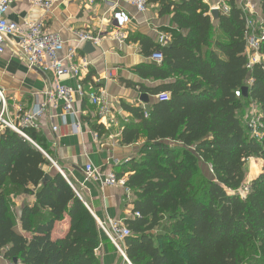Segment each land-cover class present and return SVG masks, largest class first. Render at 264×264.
<instances>
[{"label":"trees","instance_id":"obj_1","mask_svg":"<svg viewBox=\"0 0 264 264\" xmlns=\"http://www.w3.org/2000/svg\"><path fill=\"white\" fill-rule=\"evenodd\" d=\"M204 1L148 0L161 5V17L172 11L176 27L162 29L170 35L165 46L139 38L145 58L161 51L163 61L134 72L144 80L173 81L140 85L152 97L170 95L150 107L148 117L121 104L138 121L125 127L121 144L143 142L140 157L115 172L118 178L129 175L133 213L140 215L124 222L131 233L125 239L131 264H264V167L246 195L237 194L246 182V162H264V129L260 138L252 137L240 119L251 101L264 126V43L260 60L250 67L242 5L226 0L229 13L221 12L214 26ZM260 9L264 28V0ZM92 128L99 135L104 127ZM27 134L49 154L34 130ZM201 164L210 166L213 179L201 175ZM12 194L33 198L20 217L25 234L16 228ZM60 223L68 230L55 234ZM101 233L52 162L21 135L1 132L0 256L17 264H100Z\"/></svg>","mask_w":264,"mask_h":264},{"label":"crops","instance_id":"obj_2","mask_svg":"<svg viewBox=\"0 0 264 264\" xmlns=\"http://www.w3.org/2000/svg\"><path fill=\"white\" fill-rule=\"evenodd\" d=\"M245 1L248 0H238V5L243 6ZM204 3L210 8L212 22L217 26L218 21L213 19L211 12L217 6L226 5L229 8L227 1L205 0ZM160 7L159 3L149 4L145 13H138L124 0H94L93 4L90 0H58L53 9L46 12L26 1L16 0L9 12V19L15 22L43 21L49 34L61 36L68 44L73 43L76 33L81 31L102 37L99 46L92 45V52L84 51L86 45L79 50L78 62L86 61L88 64L81 79H65L63 85L75 88L81 82L87 93L100 95L104 92L110 104L109 114L104 118L100 117L98 108L88 99L76 96L79 110L77 116H64L63 103H59L57 111L47 109L40 129L34 130L48 149L49 154L45 153L50 161L59 166L64 178L73 185L97 223L98 220L125 222L135 215L134 195L129 197L122 187H103L95 182H87L84 169L86 165L92 164L103 171L119 173L128 168L129 161L140 157L143 142L121 144L125 127L132 123L138 125V121L123 110L121 104L123 102L141 108L146 112L145 117H148L149 108L158 100L148 93L140 92V85L155 88L173 81L144 80L134 72L138 66L158 64L142 55L139 38L146 37L161 46H165L162 44L163 39L168 41L167 44L170 43V35L162 29L176 27L173 12L161 17ZM256 12L262 19L260 0ZM119 35L123 37L121 40L117 38ZM246 53L251 64L255 57L248 47ZM128 84H133L136 88L129 87ZM250 84L248 82L247 85ZM52 85L51 73L29 69L9 46L0 53V88L6 92L7 111L11 118L36 108L39 102H47L45 93ZM143 95H148L147 103L141 100ZM249 105H252L251 101ZM96 124L104 127L99 135L92 128ZM54 127L58 128L57 132L53 131ZM128 176L126 174L122 179L127 181ZM10 200L17 231L25 234L20 217L23 208L33 202V198L26 194H12ZM67 230L68 225L60 223L56 226L55 234H64ZM97 255L100 264H127L103 232ZM0 264L14 263L0 256Z\"/></svg>","mask_w":264,"mask_h":264},{"label":"built area","instance_id":"obj_3","mask_svg":"<svg viewBox=\"0 0 264 264\" xmlns=\"http://www.w3.org/2000/svg\"><path fill=\"white\" fill-rule=\"evenodd\" d=\"M23 1H26L33 7L49 12L58 0ZM124 1L138 13H145L148 9V0ZM15 2L16 0H0V53H3L6 46H9L14 50L15 56L29 69L51 73L53 75V85L45 93L47 102H39L36 108L25 111L15 118L10 117L7 111L6 92L0 88V133L9 129L21 135L40 149L28 136L27 130L40 129L41 121L48 108L57 111L59 103H63L64 116H77L79 114L76 105L77 96L79 99H88L93 106L97 107L100 117L104 118L109 114L110 104L104 92L100 95L94 92L87 93L81 82H78L75 88L63 85L65 79H75L76 81L81 79L82 73L88 64L86 61L82 63L78 62L79 50L87 44L99 46L102 42V37L91 32L81 31L76 33L74 42L68 44L61 36L49 34L43 21L32 22L23 20L21 22H15L10 20L9 12ZM90 2L93 4L94 0H90ZM252 6L249 1H245L242 6L243 12L248 18H246L248 30L246 34L247 47L255 57L250 67L255 64L256 58L259 56L260 46L264 43V28L261 26L256 27L254 19L250 17L254 15L252 14L254 11V7ZM213 10L229 13V8L226 5L217 6ZM117 38L121 40L123 37L119 35ZM167 42V40H162L163 45H166ZM151 60L161 64L163 61L162 52L156 51L151 57ZM169 98V93H162L156 96L159 102H166ZM263 129L264 126L258 117L248 127V131L251 133L250 136L255 138L261 137ZM53 131L57 132L58 128L54 127ZM41 152L49 159L43 150ZM84 176L87 182H95L103 187H122L129 197L133 195L132 191L126 186V181L118 178L114 171H103L92 164H88L84 169ZM69 184L74 189L70 182ZM139 216V213L134 215V217ZM98 225L99 229L122 255L124 261L127 264H131L126 256L125 246V239L131 233L125 223L122 221L108 220L107 222H98Z\"/></svg>","mask_w":264,"mask_h":264},{"label":"rangeland","instance_id":"obj_4","mask_svg":"<svg viewBox=\"0 0 264 264\" xmlns=\"http://www.w3.org/2000/svg\"><path fill=\"white\" fill-rule=\"evenodd\" d=\"M248 1L253 5L252 7H254V11L252 12V14H255L254 15L256 21L255 23H256V27H258L262 22L260 15H258V12H256V6L259 0H248ZM259 60L260 57L258 56L256 58V62H258ZM258 115H259V110L253 104L246 105L244 109L240 112V119L249 135L251 133L247 129L250 123H252V121L256 119ZM263 167H264V162L256 157H252L246 162L244 167L246 182L244 187L241 188L239 191H237L238 195H242L243 197L246 195V193L248 192L246 191V189H249L251 182L262 172ZM54 171L57 172L55 168ZM211 173L212 172L210 170V166L204 164L203 166H201V175H203V177L213 179V175Z\"/></svg>","mask_w":264,"mask_h":264},{"label":"water","instance_id":"obj_5","mask_svg":"<svg viewBox=\"0 0 264 264\" xmlns=\"http://www.w3.org/2000/svg\"><path fill=\"white\" fill-rule=\"evenodd\" d=\"M211 15H212V17H213L214 20H217V19L219 18L220 13H219L218 10H213V11L211 12ZM93 50H94V49H93V47H92L91 44H87V45L85 46V49H84V51H85L86 53H90V52H92ZM248 92H249V88H248V87H244V88L242 89V94H243L244 97H248V95H249ZM141 100H142L144 103H147V102H148V95H143V96L141 97ZM52 164H53L54 168L57 170V172L60 173V174H62V173H61V170H60V168H59V166H58L56 163H52ZM98 221L101 222L100 220H98ZM13 263H14V264H17V261L14 260Z\"/></svg>","mask_w":264,"mask_h":264}]
</instances>
